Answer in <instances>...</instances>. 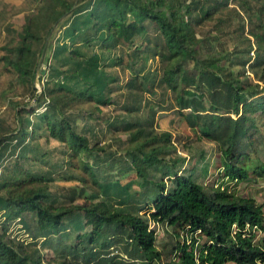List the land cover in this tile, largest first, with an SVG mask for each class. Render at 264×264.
I'll use <instances>...</instances> for the list:
<instances>
[{
    "label": "trees",
    "instance_id": "obj_1",
    "mask_svg": "<svg viewBox=\"0 0 264 264\" xmlns=\"http://www.w3.org/2000/svg\"><path fill=\"white\" fill-rule=\"evenodd\" d=\"M208 1L42 0L13 30L1 59L14 79L33 87L11 101L22 110L0 139V164L17 153L0 180V264H43V249L54 251L48 264H264V235L254 240L257 230L264 234L263 207L228 186L205 185L184 167L187 158L172 133L156 126L157 110L143 95L155 86L170 92L168 108L217 145L223 176L247 179L253 164L252 174L264 171L248 151V113L264 116V0ZM206 20L216 27L201 34L196 26ZM146 22L157 30L150 43L161 62L147 79L148 60L136 45ZM46 43L48 66L37 76ZM119 43L137 65L127 94L106 70ZM110 103L123 112L105 116ZM96 114L98 125L116 131L114 152L81 129ZM54 153L61 158L50 163ZM55 171L80 185L53 188ZM127 173L133 177L123 182ZM24 214H34L38 227L27 243L9 232Z\"/></svg>",
    "mask_w": 264,
    "mask_h": 264
},
{
    "label": "rangeland",
    "instance_id": "obj_2",
    "mask_svg": "<svg viewBox=\"0 0 264 264\" xmlns=\"http://www.w3.org/2000/svg\"><path fill=\"white\" fill-rule=\"evenodd\" d=\"M42 0H0V139L5 130L12 129L16 126L15 112L16 110H22V107H18L15 110V107L12 105L11 101L14 100H23L22 95L26 93H32L30 88L25 84H21L19 80L14 79V75L5 68L3 60L1 57L7 53L5 49L6 44L14 36L13 30H20L21 26L25 21V16L29 13H32L41 3ZM222 0H209L208 5L212 6L215 3H220ZM230 4L228 6H236V2L229 0ZM105 15V14H104ZM102 15V16H104ZM148 27L146 37H138L136 39V45H142L139 50L142 53V59L148 60V66L146 70L141 74L148 78L154 70H157L160 67V58L154 52V36L157 33V30L154 26L146 22ZM216 27V21H201L197 24L196 29L201 34L211 31ZM245 29L248 30V22L245 20ZM233 42L230 41L228 46H232ZM41 44L36 45L37 51L40 49ZM130 49L123 44L119 43L113 50L115 53V62L106 65V70L109 72H114L119 76V85L121 90H118L119 94L128 93V89L125 85L129 74L131 71L137 69L132 57L129 54ZM118 59H121L120 62ZM128 65V66H127ZM48 66L45 58L42 61L41 69H45ZM247 70L248 67L246 68ZM250 73V71H248ZM14 85V86H13ZM146 85L149 87L148 81ZM35 86L40 90L42 84L37 82ZM28 88V89H27ZM144 97L150 102L148 108H154L157 110L156 114V126L160 131H170L173 135V141L177 144L178 151L180 154L184 155L187 158V161L184 164L188 170L194 169V176L199 177L205 185L211 187H226L232 191H235L237 194L254 199V201L263 207L264 212V171L261 174H252L254 170L253 164L250 168L251 175L249 178L244 180H230L228 177L223 176V167L219 165L218 157L220 155L217 145L211 140L205 137H199L198 134L193 131L188 125L185 119L177 112V110H172L171 105V95L169 91L162 93V90L159 86L153 87V90H148L144 94ZM25 101L32 102L33 98L26 97ZM90 106V104H87ZM35 105L29 106V111H32ZM44 107L39 108V112L44 111ZM149 110V109H147ZM254 110V109H253ZM103 111L107 115H116L122 113L123 109L120 105L110 103L107 106L103 107ZM25 115L28 112H24ZM252 119L253 123H250L249 134L251 135L252 140H250V157L253 159L259 158L263 161L261 164L264 168V116L260 112H251L248 113ZM97 114L96 115H87L81 123V129L84 134L90 137L92 143L99 141L106 145L108 153L114 152L116 149L115 143L113 144L114 130H106V124L100 122L98 125ZM252 124V125H251ZM31 133V128L28 130ZM116 134V133H115ZM29 139V137H28ZM25 139L19 141V148L23 144ZM248 141V140H247ZM42 143L45 144L42 139ZM46 145V144H45ZM58 145V142L54 139L50 141L46 147L53 148ZM186 146V147H185ZM17 157L16 154L10 153L5 156L3 163L0 164V180L3 178V175L8 171L12 170V161ZM61 158L59 153H54L51 155L49 162L53 163L54 161ZM93 160L96 161V155H93ZM24 167H27L26 162H22ZM208 164V170L204 172V167ZM46 165H41V168L47 167ZM69 171V170H68ZM73 174L80 172V169H72L70 171ZM53 188L57 186H76L80 185L77 179L65 176H61V171H55L53 173ZM133 177V173H127L122 176V181L126 182ZM81 201V200H80ZM4 221V217L0 215V222ZM154 222L151 223V227H155ZM38 227L36 225V216L34 214H29L26 216L24 214L20 219L11 222L9 226V232L12 237H16L17 240L24 241L27 243L32 240L35 232ZM158 234H161L163 229L160 227L157 230ZM263 233L260 230H257L254 240L256 242L261 241ZM43 256V264H48L47 260L54 256V251L52 249H43L41 252Z\"/></svg>",
    "mask_w": 264,
    "mask_h": 264
},
{
    "label": "water",
    "instance_id": "obj_3",
    "mask_svg": "<svg viewBox=\"0 0 264 264\" xmlns=\"http://www.w3.org/2000/svg\"><path fill=\"white\" fill-rule=\"evenodd\" d=\"M63 18H64V17H62V19H63ZM46 47H47V43H46V45H45V48H44L43 53H42V56H41V58H40V60H39V63H38L37 76H38L39 69H40V67H41L42 61H43L44 56H45Z\"/></svg>",
    "mask_w": 264,
    "mask_h": 264
}]
</instances>
